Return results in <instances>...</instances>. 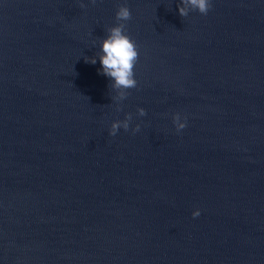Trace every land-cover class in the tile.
<instances>
[{
  "label": "water",
  "instance_id": "obj_1",
  "mask_svg": "<svg viewBox=\"0 0 264 264\" xmlns=\"http://www.w3.org/2000/svg\"><path fill=\"white\" fill-rule=\"evenodd\" d=\"M82 2L0 0V264H264V0ZM120 4L122 101L85 60Z\"/></svg>",
  "mask_w": 264,
  "mask_h": 264
},
{
  "label": "clouds",
  "instance_id": "obj_2",
  "mask_svg": "<svg viewBox=\"0 0 264 264\" xmlns=\"http://www.w3.org/2000/svg\"><path fill=\"white\" fill-rule=\"evenodd\" d=\"M79 6L85 8L82 0H78ZM95 3V0H90ZM178 13L181 17L188 15L190 10L198 11L201 14H207L211 8L210 0H179L177 5ZM132 18L131 11L126 4H120L115 12L116 24L106 29V35L100 39L99 51L96 56L86 57L85 60L95 64L99 58L101 64V73L110 79V87L116 92L113 100L122 101L128 95L129 89L137 87L134 68L139 58V51L136 42L127 34L125 22ZM120 110V105L116 107ZM137 114L144 116L145 110L137 108ZM132 115L125 113L124 119L113 120L110 124L109 135L115 136L119 129L127 131L129 129ZM173 123L177 131L183 129L186 125L178 113L172 116ZM140 125L133 127L132 131H139ZM199 209L192 212V216H199Z\"/></svg>",
  "mask_w": 264,
  "mask_h": 264
}]
</instances>
